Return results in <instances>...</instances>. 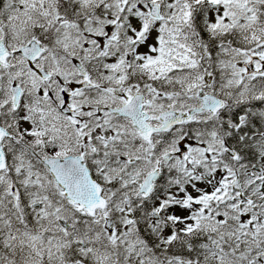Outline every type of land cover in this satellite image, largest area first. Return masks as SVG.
<instances>
[{
  "label": "snow or ice",
  "instance_id": "6c2138e0",
  "mask_svg": "<svg viewBox=\"0 0 264 264\" xmlns=\"http://www.w3.org/2000/svg\"><path fill=\"white\" fill-rule=\"evenodd\" d=\"M0 264H264V0H0Z\"/></svg>",
  "mask_w": 264,
  "mask_h": 264
}]
</instances>
